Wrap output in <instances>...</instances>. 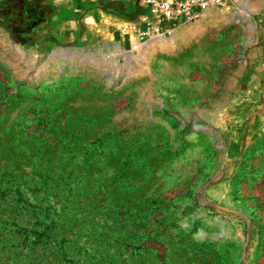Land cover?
<instances>
[{
  "label": "rangeland",
  "instance_id": "obj_1",
  "mask_svg": "<svg viewBox=\"0 0 264 264\" xmlns=\"http://www.w3.org/2000/svg\"><path fill=\"white\" fill-rule=\"evenodd\" d=\"M132 2L0 16V264H264V7L144 43Z\"/></svg>",
  "mask_w": 264,
  "mask_h": 264
},
{
  "label": "crops",
  "instance_id": "obj_2",
  "mask_svg": "<svg viewBox=\"0 0 264 264\" xmlns=\"http://www.w3.org/2000/svg\"><path fill=\"white\" fill-rule=\"evenodd\" d=\"M99 1H102V0H90L94 8L89 10V9H85V5L82 3L83 0H0V16L2 18L8 17L9 20L11 19L14 20V16L15 18L19 16H38V17H41V20H40L41 24H44V22L46 23L47 22L46 18L48 17H51V16L61 17V24H59L60 23L59 21L54 23L56 24L55 26H57L56 28L61 26L60 27L61 31L63 30L64 32L67 31V33H70L68 31L69 29L66 30L67 27H64V25H67V24L62 23V22H65V17L66 16L76 17L78 15H91V14L93 15V13L98 15V13H103L102 8H100L98 5L95 6V4H99ZM229 1L235 7L241 4L243 1H245V3L248 5H250L251 1L255 2V0H229ZM256 1L259 7H264V0H256ZM103 2H104V5L102 6H105L107 10L112 11V8L110 5H112L113 8H115L113 5L114 0H103ZM131 6L132 7L129 9L130 11L128 13L121 14L122 18L127 17L129 21L134 20L135 16L139 12V10L137 9L136 0H133ZM217 9L219 8H208L202 13V15L199 18L205 17L204 24L206 21H214V22L217 21L218 24L216 27L219 29H225L226 23L228 22L227 17L226 15L219 13L220 11H218ZM82 12L84 13L82 14ZM249 14L251 13L249 12ZM260 14H262L261 18L264 21V13H260ZM6 23L7 22H5L4 24ZM204 24L194 25L192 26V29H188V32L196 31L197 35H199L202 38H205L204 35L207 30L206 29L207 27H206V24L205 25ZM56 28L54 30H57ZM73 28L76 29V26ZM74 29L72 30L73 32L75 31L74 33L79 32L78 30L76 31ZM43 30H45L44 26H42V31ZM147 41H150V40H147Z\"/></svg>",
  "mask_w": 264,
  "mask_h": 264
},
{
  "label": "built area",
  "instance_id": "obj_3",
  "mask_svg": "<svg viewBox=\"0 0 264 264\" xmlns=\"http://www.w3.org/2000/svg\"><path fill=\"white\" fill-rule=\"evenodd\" d=\"M231 4L229 0H136L139 12L125 28L131 31L135 41L163 37L172 26L199 18L208 8H220ZM229 6V5H227ZM138 44H132L137 48Z\"/></svg>",
  "mask_w": 264,
  "mask_h": 264
}]
</instances>
